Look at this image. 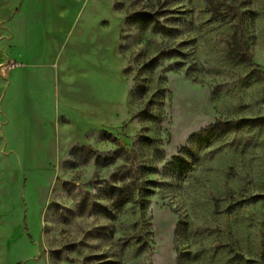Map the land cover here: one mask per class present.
<instances>
[{
    "label": "rangeland",
    "instance_id": "obj_1",
    "mask_svg": "<svg viewBox=\"0 0 264 264\" xmlns=\"http://www.w3.org/2000/svg\"><path fill=\"white\" fill-rule=\"evenodd\" d=\"M210 1L0 0V264H264V0Z\"/></svg>",
    "mask_w": 264,
    "mask_h": 264
},
{
    "label": "trees",
    "instance_id": "obj_2",
    "mask_svg": "<svg viewBox=\"0 0 264 264\" xmlns=\"http://www.w3.org/2000/svg\"><path fill=\"white\" fill-rule=\"evenodd\" d=\"M207 4L212 6L210 0H206ZM224 6V15L222 16L223 20L226 23L230 24L233 30V38L237 36V34L241 35V28L243 24V13L240 10V7L236 5L234 0H226L223 4ZM217 9L213 8V12ZM236 58L242 63L252 64V57L249 53L247 47L243 44H239L238 48L235 49ZM255 72H257L255 70Z\"/></svg>",
    "mask_w": 264,
    "mask_h": 264
}]
</instances>
